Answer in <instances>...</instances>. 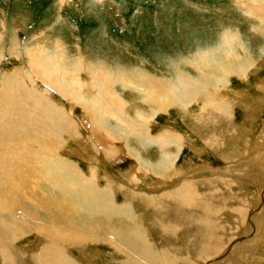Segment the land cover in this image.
I'll return each mask as SVG.
<instances>
[{
  "label": "bare ground",
  "instance_id": "6f19581e",
  "mask_svg": "<svg viewBox=\"0 0 264 264\" xmlns=\"http://www.w3.org/2000/svg\"><path fill=\"white\" fill-rule=\"evenodd\" d=\"M259 4L264 6V0ZM62 41L63 36L57 37L51 54L27 49L30 69L39 73L32 69L24 79L0 80V264H94L88 249L99 246L112 250L107 264L244 263L252 249L236 232L255 234V243L264 235V85L248 84L251 67L237 60V36L227 34L223 44L201 54L196 77L175 68L173 79L102 63L82 69V63H71ZM219 56L221 61H214ZM85 69L89 83L79 76ZM230 76H246L249 94L237 100L243 123L235 112L237 101L222 97L220 85H228ZM127 83L139 92L141 106L151 109L137 108L136 120L115 91V85ZM46 84L82 107L96 152L66 149L65 137H81L79 127L66 108L39 89ZM87 88L92 90L88 97ZM196 104L199 112L190 116ZM171 108L187 112L195 140L173 128L152 134L157 113ZM194 142L202 144L198 159L202 153L217 156L224 167L205 162L192 170L180 168L185 148ZM154 148L156 155L150 152ZM127 155L138 168L122 174L124 181L102 178L99 166ZM76 158L99 166L86 172ZM241 180L252 181L256 190L249 193L250 186ZM145 186L150 193L138 191Z\"/></svg>",
  "mask_w": 264,
  "mask_h": 264
},
{
  "label": "rangeland",
  "instance_id": "374dc122",
  "mask_svg": "<svg viewBox=\"0 0 264 264\" xmlns=\"http://www.w3.org/2000/svg\"><path fill=\"white\" fill-rule=\"evenodd\" d=\"M262 6L259 0H0V80H3L4 76L18 75L17 77L24 79L28 77L27 75H31V70H36L30 69L31 58L27 55V49L33 48L29 53L39 54L38 50L44 49L51 54L54 46L57 45L56 39L60 36H63L62 44L70 51L68 52L71 63L76 66H78L76 63H82V69L86 68L88 63L93 65L102 63L113 70H119L120 67L128 70L137 68L158 78L173 79L175 68H178L196 77L195 69L199 70L201 54L215 48L216 45L223 44L226 35L232 34L237 36L238 43L241 44L240 47H236L237 60L249 61L251 67L246 73V76L250 77L248 84L260 87L264 85V12H262L264 6ZM229 29L232 31L226 33L225 31ZM220 58L219 56L214 61H221ZM207 60L206 58L202 64H206ZM222 60L225 61V58ZM40 61L45 67V59ZM87 73L85 69L79 75L83 77L85 83L91 81ZM76 76V74L73 75V77ZM245 77L230 76L228 85L227 81L225 86L220 85L223 91L222 97L229 103L234 104L238 98L246 93L249 94L244 90ZM35 80L38 86L42 85L41 79L35 77ZM75 86L78 87V84ZM115 88V91L120 94L119 97L121 96L120 98L128 104L126 110L129 111L130 119L136 120L137 108H145V112H151L150 107L141 106L145 104H142L141 96L132 84L127 83L125 87L117 84ZM39 89L42 92L45 89L49 100L54 98L57 106L66 108L68 116L72 118V121L74 120L75 124H78L81 137L73 140L65 137L66 143L68 142L65 145L66 149L80 150L82 148L96 152L90 139L91 130L83 124L82 107L64 98L47 84L43 89ZM91 91L90 88L85 89L86 97L91 94ZM252 91L256 92L255 88ZM239 104L240 101H237L235 112L238 122L243 123L244 111L238 108ZM198 106V104L193 105L188 114L197 115L200 109ZM188 114L172 108L168 112H158L157 126L151 130L152 134L155 136L165 131L164 129L173 128L187 136L191 133L190 127L188 128L190 124ZM137 122L139 123L140 120L137 119ZM111 124L114 125L115 122L112 121ZM259 124L262 129V124ZM190 135L195 140L193 134ZM113 143L122 146L117 140ZM201 145L194 142V145L191 143L189 148H185L179 167L192 170L206 162L217 169L219 167L222 169L225 163L223 164L224 161L217 156L206 157V153H202L199 156L200 159L197 158ZM132 148L138 151L140 147L136 148L135 145ZM150 152L155 154L158 150L154 148ZM151 156L153 154H147V158ZM84 160L76 158L74 161L79 163L86 172L93 166H99L94 164L95 162L86 163ZM106 163V167L99 166L102 169L100 170L102 178L111 176L118 183L124 181L122 174L137 167V162L130 156L114 164L110 161ZM241 181L244 185L250 186L249 193L256 190V186H251L252 181ZM149 185L153 186V183ZM147 188L145 186L138 191L150 193L146 190ZM256 208L259 212L263 211V206L260 207L261 209ZM248 220L245 229L250 226V220ZM239 234L244 236L245 234L238 231L236 237H242L241 240L247 237L242 241L239 240L241 243L248 240V245L252 249L250 257H246L242 264H264V238H262L264 235L259 234L260 241L255 243L253 240L255 234L245 237ZM239 240L236 242L240 243ZM251 244L253 246H250ZM111 251L105 246L88 249L94 264L109 263L112 257Z\"/></svg>",
  "mask_w": 264,
  "mask_h": 264
}]
</instances>
